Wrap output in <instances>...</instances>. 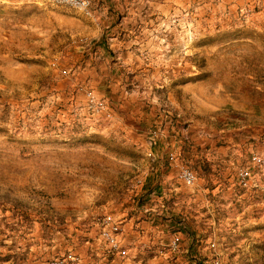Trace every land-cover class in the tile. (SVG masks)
I'll list each match as a JSON object with an SVG mask.
<instances>
[{
	"label": "rangeland",
	"instance_id": "rangeland-1",
	"mask_svg": "<svg viewBox=\"0 0 264 264\" xmlns=\"http://www.w3.org/2000/svg\"><path fill=\"white\" fill-rule=\"evenodd\" d=\"M55 262L264 264V0H0V264Z\"/></svg>",
	"mask_w": 264,
	"mask_h": 264
},
{
	"label": "bare ground",
	"instance_id": "bare-ground-1",
	"mask_svg": "<svg viewBox=\"0 0 264 264\" xmlns=\"http://www.w3.org/2000/svg\"><path fill=\"white\" fill-rule=\"evenodd\" d=\"M8 1L23 4V3H30V2L38 1V0H8ZM40 1L49 2L57 6H65V7L73 8L80 12H88L93 2V0H40ZM184 177L186 179H191V174L186 172ZM120 230L121 228L119 225L111 224L110 230H105L103 232L104 238H106L109 241L113 249H117L118 247V243L115 239V234L118 233ZM53 264H58V263L55 262Z\"/></svg>",
	"mask_w": 264,
	"mask_h": 264
},
{
	"label": "crops",
	"instance_id": "crops-1",
	"mask_svg": "<svg viewBox=\"0 0 264 264\" xmlns=\"http://www.w3.org/2000/svg\"><path fill=\"white\" fill-rule=\"evenodd\" d=\"M210 189H213V191H215V187L208 186L206 188L207 191H210ZM211 202L212 203H210L209 201L207 202L208 206L211 205V207H214L215 205H217V201L215 198H213ZM210 214L213 215L211 212ZM214 233L215 232H212L210 234H207V233L202 234V232H197V233L181 232L182 237H183L182 240L184 241V246L188 248L191 252H197V251L200 252V251H204L205 249L207 252H210L211 248L208 243L211 242L212 237H215ZM185 242L187 243V245L185 244ZM216 246L218 247L219 245L216 243Z\"/></svg>",
	"mask_w": 264,
	"mask_h": 264
},
{
	"label": "trees",
	"instance_id": "trees-1",
	"mask_svg": "<svg viewBox=\"0 0 264 264\" xmlns=\"http://www.w3.org/2000/svg\"><path fill=\"white\" fill-rule=\"evenodd\" d=\"M146 192H149V190H145ZM152 192H150V194H151ZM8 261L9 260V256H6V257H3V259H1V261Z\"/></svg>",
	"mask_w": 264,
	"mask_h": 264
}]
</instances>
